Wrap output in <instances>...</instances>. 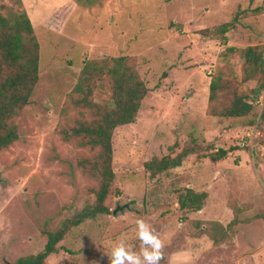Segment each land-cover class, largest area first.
<instances>
[{
	"label": "rangeland",
	"instance_id": "obj_1",
	"mask_svg": "<svg viewBox=\"0 0 264 264\" xmlns=\"http://www.w3.org/2000/svg\"><path fill=\"white\" fill-rule=\"evenodd\" d=\"M15 12L31 20L40 64L20 138L0 150V264L42 251L48 232L95 201L101 148L75 130L109 105L120 57L149 92L136 122L113 134L111 213L74 227L45 264H109L117 238L139 248L138 217L165 242L161 264H264V87L254 95L264 0H0V13ZM213 81L226 88L215 105ZM236 91L252 112L214 115ZM185 151L179 166L146 167ZM188 189L207 193L200 210L180 206ZM214 222L227 228L218 243Z\"/></svg>",
	"mask_w": 264,
	"mask_h": 264
},
{
	"label": "trees",
	"instance_id": "obj_2",
	"mask_svg": "<svg viewBox=\"0 0 264 264\" xmlns=\"http://www.w3.org/2000/svg\"><path fill=\"white\" fill-rule=\"evenodd\" d=\"M224 32H228V24H224ZM249 55H254L252 48L246 49ZM255 62L256 60L253 59ZM116 64L110 69L115 87L109 105L106 106L99 116L89 123H85L75 130V133L89 138L92 147L101 148V162L98 167L100 183L95 190V201L87 204L73 216L65 219L55 231L48 232L47 241L42 251L20 257L13 264H45L48 257L58 253L59 243L74 228L86 220L96 219L100 215L110 214L111 210L106 204L111 194V188L115 180L113 168V134L116 128L135 123L142 102L149 92L146 84L129 72L123 66V57L115 59ZM39 42L34 34V27L25 12H15L7 17L0 13V150L8 148L20 138V132L16 118L30 103L31 96L39 80ZM83 73L89 76V66ZM254 91L259 96L260 89ZM219 84L213 81L210 85V102L215 105L220 99L221 90ZM76 92L83 88H75ZM250 96L234 92L231 103L221 109L213 106L214 115L225 118H239L249 115L253 105L249 102ZM114 102L115 106H112ZM228 150L219 149L210 154L213 162L225 158ZM188 152H182L176 158H164L160 161L146 163L147 169L153 174L161 173L169 168L179 166L183 157ZM207 197L206 192L198 193L188 189L180 199V206L184 209L200 210ZM215 234H209L215 243L221 242L227 228L221 222L212 223ZM217 232L221 235L218 236ZM12 264V263H8Z\"/></svg>",
	"mask_w": 264,
	"mask_h": 264
},
{
	"label": "clouds",
	"instance_id": "obj_3",
	"mask_svg": "<svg viewBox=\"0 0 264 264\" xmlns=\"http://www.w3.org/2000/svg\"><path fill=\"white\" fill-rule=\"evenodd\" d=\"M135 226L139 248L133 247L123 236L117 238L108 255L109 264H161L165 259V242L156 228L143 217L136 219Z\"/></svg>",
	"mask_w": 264,
	"mask_h": 264
},
{
	"label": "water",
	"instance_id": "obj_4",
	"mask_svg": "<svg viewBox=\"0 0 264 264\" xmlns=\"http://www.w3.org/2000/svg\"><path fill=\"white\" fill-rule=\"evenodd\" d=\"M114 213H116V210L114 211Z\"/></svg>",
	"mask_w": 264,
	"mask_h": 264
}]
</instances>
